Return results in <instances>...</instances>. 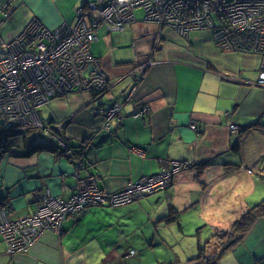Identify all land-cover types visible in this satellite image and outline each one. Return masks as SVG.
<instances>
[{
    "label": "crops",
    "instance_id": "crops-1",
    "mask_svg": "<svg viewBox=\"0 0 264 264\" xmlns=\"http://www.w3.org/2000/svg\"><path fill=\"white\" fill-rule=\"evenodd\" d=\"M61 1L12 0L9 23L18 31L33 18L50 30L63 24L72 27L75 10L96 0H81L80 5L78 0H64L65 10L59 8ZM142 17L135 14V21L116 39L114 31L106 30L101 41L97 33L90 45L108 81L107 94L99 102L104 109L114 103L121 108L109 130L104 129V112L95 111L93 102L62 124L68 145L82 152L79 175L94 176L99 188L114 192L129 181L181 163L184 167L161 192L176 213L191 206L194 194L223 179L233 178L231 183L241 184L246 178L247 186L259 181L256 176H263L264 170V128L256 122H264V87L255 85L256 79L248 72L258 71L259 58L219 49L210 31L195 30L182 37ZM128 36L133 56L125 59L114 44ZM88 98L84 93V102ZM67 103V97L52 100L47 105L53 114L44 121L61 125ZM191 123L196 129H191ZM75 165L64 154L50 151L8 155L0 163V202L8 217L32 212L35 195L43 190L69 198ZM89 210L72 217L82 218ZM69 219H64L59 233L43 232L26 253L8 254L0 236V264H81L76 241L66 239L74 225L68 224ZM217 264H264V217Z\"/></svg>",
    "mask_w": 264,
    "mask_h": 264
},
{
    "label": "built area",
    "instance_id": "built-area-1",
    "mask_svg": "<svg viewBox=\"0 0 264 264\" xmlns=\"http://www.w3.org/2000/svg\"><path fill=\"white\" fill-rule=\"evenodd\" d=\"M138 8L143 10L144 22L169 27L182 37L191 31L208 30L218 48L258 56L255 85L264 87V0H96L76 9L72 27L63 24L50 30L33 19L19 31L9 29L2 34V25L11 19V10L5 7L0 21L6 50L0 59V128H35L41 122L40 109L60 94H72V98L65 96L66 106L72 102V109L80 106L82 93L93 99L102 95L108 81L100 59L91 55L90 44L97 40L101 28L122 32L135 21ZM120 108L114 103L104 110V129L111 128L110 120ZM190 127L196 129V124ZM236 128L230 126L231 130ZM67 155L75 157V152L68 149ZM76 159L81 166L80 157ZM181 166L177 162L172 169L162 168L131 182L121 192L101 189L94 176L80 177L75 170L73 193L67 199L43 190L35 199L34 210L15 219L6 217V209L0 206V236L6 251L11 255L26 253L43 232L59 233L64 219L88 203L123 205L139 195L163 190Z\"/></svg>",
    "mask_w": 264,
    "mask_h": 264
},
{
    "label": "rangeland",
    "instance_id": "rangeland-1",
    "mask_svg": "<svg viewBox=\"0 0 264 264\" xmlns=\"http://www.w3.org/2000/svg\"><path fill=\"white\" fill-rule=\"evenodd\" d=\"M63 1L64 0L61 1L59 8L65 10ZM70 3H72L71 0ZM80 3L81 0H78V5H80ZM10 4L11 2L4 0L0 4V12L1 9H5V7L12 12ZM22 10L25 9L22 8ZM0 14L2 17V12ZM135 14L139 17L144 15L143 10L140 8L136 10ZM33 19L37 20L36 18ZM9 29H14V27L7 21V23L3 24L1 27L2 34ZM105 31V29L98 31L99 41H101L100 36ZM112 33H114L113 38L115 39L122 34L117 30H114ZM123 38L124 40H119L120 44H114L115 50L121 52L119 56L128 59L133 56L131 38L130 36ZM108 48L111 49L112 47L108 46ZM105 50H108L106 46L104 47V51ZM5 55L6 50L0 36V59ZM248 72L252 79L257 78L258 71H256V68ZM121 84L122 83L118 84L117 87ZM107 91L108 89L102 94L103 97L107 94ZM61 95L62 94L52 98L40 109L39 114L41 119L39 121L41 122L35 127L37 131L29 134L38 135L33 137L36 141H41L43 139L54 140V142L65 151L64 155L67 160L75 162L76 165L73 170L79 171L81 168L78 166L79 160H77L76 157L67 155L68 149L73 152L77 150H74L73 147L68 145L62 132V124L64 125V123L81 111V109L85 108L89 103L91 104L93 102V108L95 111L98 110L100 114L109 106L105 109L102 106L97 107L96 100L100 101L103 98H100L102 95L93 99L89 94V101L86 100L84 102V94L82 93L79 107L77 106V108L72 109L70 106L73 103L70 102V106L63 108V111L66 113L63 114L65 117L60 123L61 125H55L54 122H45L44 120L53 114L50 105L47 104L56 98L57 100H61L65 96L72 98V94ZM67 105H69V103ZM0 123H2L1 120ZM43 125L50 130L49 133H45ZM26 130L18 128L16 132H23ZM40 134L42 136H40ZM58 141H61V143ZM138 151V149H134V152ZM77 154L78 152H75V155ZM7 156L8 155L2 158L1 161ZM79 157H82V154H80ZM243 168H245L246 171L251 170L245 166H243ZM157 173L158 172L154 174ZM261 173L260 175L263 176H256L259 181L250 184V186H247L245 183L246 178H242L243 182L241 184L231 183L233 179L231 178L216 182L210 189L203 188V193L199 191L198 194L193 195L195 200L191 202L190 207L186 209L182 208L178 210L177 214H172L177 215L174 219L164 217L169 215L170 209L168 200L165 195L161 193L168 189L171 184L163 190L139 195L123 205L115 206L111 205V203H105L103 205V202L88 203L78 213L67 216H71V219L67 221L68 224L72 225L74 223V225L71 227L70 232L67 233L68 238L66 239H69L71 242L72 240L76 241L74 245L77 246L82 256L81 264H185L188 260L199 255L201 259L200 264H202L203 254L211 256L216 253V250L219 249L223 243H225V240L221 241L220 235L223 230L230 228L236 216L238 218V215L241 214L242 209L245 211L247 206L250 207L253 203L264 198V170ZM154 174L144 175L138 178L137 182L145 176H152ZM234 179L236 180V178ZM135 181L136 180L129 181L117 192L123 191L131 182ZM117 207L121 208L118 209ZM87 208H90V210L82 218H79V216L76 218L72 217L80 214ZM132 208H134L132 210L133 212H127ZM6 217H8V215H6ZM115 242H117V244H115ZM3 244L5 246L4 242ZM201 247L202 249L200 250ZM124 248L126 249L124 250ZM115 251H117V253L114 254Z\"/></svg>",
    "mask_w": 264,
    "mask_h": 264
},
{
    "label": "trees",
    "instance_id": "trees-1",
    "mask_svg": "<svg viewBox=\"0 0 264 264\" xmlns=\"http://www.w3.org/2000/svg\"><path fill=\"white\" fill-rule=\"evenodd\" d=\"M144 109L146 110L145 106ZM141 115H143V113ZM256 123L264 128V122L257 121ZM16 131L17 130L4 131L3 128H0V162L1 159L6 155L27 156L42 151L58 152L60 154H64L65 152L62 147H60L56 142H54V140L51 139L46 143L34 142L33 137L38 135H30L29 133L36 132L37 130L35 128L23 132ZM40 136L42 135L40 134ZM75 152H78V154L75 155L76 158H78L80 154H82V152L79 150ZM39 193L40 192H37L35 196L37 197ZM0 204V206H5L4 202H1ZM169 209V215L165 216V218H176L177 215H172L173 213H176L175 209L172 206H169ZM263 217L264 198L248 207L237 219L233 221L229 229L222 231L220 239H222L221 241L225 240V243H223L213 255L208 256L203 254L202 264H217L220 257L228 249L232 248L245 237L255 221ZM201 249L202 247L200 248V250ZM200 261L201 259L199 255L191 260H188L185 264H200Z\"/></svg>",
    "mask_w": 264,
    "mask_h": 264
},
{
    "label": "water",
    "instance_id": "water-1",
    "mask_svg": "<svg viewBox=\"0 0 264 264\" xmlns=\"http://www.w3.org/2000/svg\"><path fill=\"white\" fill-rule=\"evenodd\" d=\"M103 97V95L102 96H100V98H102ZM97 107H101L102 105H103V103L102 102H99L98 100H97Z\"/></svg>",
    "mask_w": 264,
    "mask_h": 264
}]
</instances>
